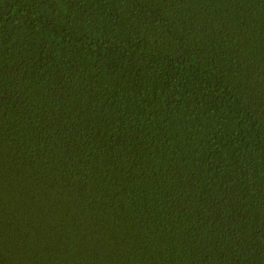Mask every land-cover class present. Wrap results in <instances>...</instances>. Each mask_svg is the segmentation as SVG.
I'll return each instance as SVG.
<instances>
[{
  "label": "trees",
  "instance_id": "trees-1",
  "mask_svg": "<svg viewBox=\"0 0 264 264\" xmlns=\"http://www.w3.org/2000/svg\"><path fill=\"white\" fill-rule=\"evenodd\" d=\"M0 264H264V0H0Z\"/></svg>",
  "mask_w": 264,
  "mask_h": 264
}]
</instances>
